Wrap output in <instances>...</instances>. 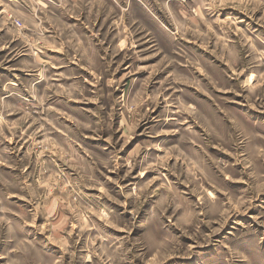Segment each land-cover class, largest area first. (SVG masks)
Returning <instances> with one entry per match:
<instances>
[{
    "label": "rangeland",
    "instance_id": "374dc122",
    "mask_svg": "<svg viewBox=\"0 0 264 264\" xmlns=\"http://www.w3.org/2000/svg\"><path fill=\"white\" fill-rule=\"evenodd\" d=\"M0 264H264V0H0Z\"/></svg>",
    "mask_w": 264,
    "mask_h": 264
}]
</instances>
